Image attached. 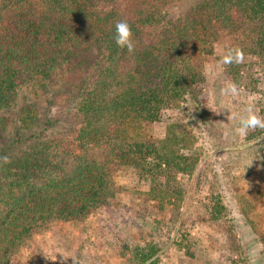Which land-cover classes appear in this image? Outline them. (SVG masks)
Masks as SVG:
<instances>
[{
	"label": "trees",
	"instance_id": "16d2710c",
	"mask_svg": "<svg viewBox=\"0 0 264 264\" xmlns=\"http://www.w3.org/2000/svg\"><path fill=\"white\" fill-rule=\"evenodd\" d=\"M122 19L134 55L113 38ZM230 36L223 56L238 47L264 60V0H0V264L54 225L109 207L124 191L119 172H132L133 195L158 212L179 204V177L198 165L192 124L210 125L205 68ZM173 111L182 116L156 135ZM222 210L218 201L210 219ZM157 253L149 243L123 257L156 264Z\"/></svg>",
	"mask_w": 264,
	"mask_h": 264
},
{
	"label": "rangeland",
	"instance_id": "374dc122",
	"mask_svg": "<svg viewBox=\"0 0 264 264\" xmlns=\"http://www.w3.org/2000/svg\"><path fill=\"white\" fill-rule=\"evenodd\" d=\"M223 41L205 68L200 99L210 125L192 124L198 165L193 175L179 177L182 201L158 212L133 195L132 172H119L116 185L124 191L109 207L82 224L60 223L38 234L14 264H131L123 254L149 243L158 248L156 264H264V130L252 141L234 132L248 106L264 119V60L245 57L234 76L220 60L235 39ZM229 83L236 94L222 91ZM181 116L165 112L156 135ZM218 201L224 210L212 221Z\"/></svg>",
	"mask_w": 264,
	"mask_h": 264
},
{
	"label": "clouds",
	"instance_id": "9594fccd",
	"mask_svg": "<svg viewBox=\"0 0 264 264\" xmlns=\"http://www.w3.org/2000/svg\"><path fill=\"white\" fill-rule=\"evenodd\" d=\"M114 40L116 45L121 49H126L130 55L135 54L136 42L133 39L131 27L126 19L119 20L115 23ZM244 59V53L240 48H229L226 54L221 57L220 63L239 64ZM226 94H236L238 88L236 84L229 83L225 89L222 90ZM247 115H241L238 118V126L234 129L235 134L244 136L251 129H264V119L259 118L252 110L251 106L246 109ZM233 119L232 115L228 116V120ZM0 162L9 163V157L4 155L0 156Z\"/></svg>",
	"mask_w": 264,
	"mask_h": 264
}]
</instances>
